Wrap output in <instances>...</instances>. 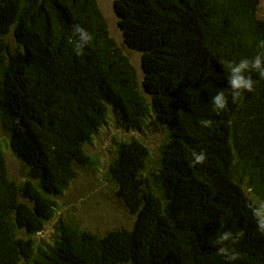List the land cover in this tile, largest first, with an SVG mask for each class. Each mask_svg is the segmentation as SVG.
<instances>
[{
  "label": "trees",
  "instance_id": "1",
  "mask_svg": "<svg viewBox=\"0 0 264 264\" xmlns=\"http://www.w3.org/2000/svg\"><path fill=\"white\" fill-rule=\"evenodd\" d=\"M258 4L114 0L121 47L97 0H0V264H225L215 236L241 228L236 264H264L247 207L264 199V79L252 73L254 91L225 110L211 104L230 91L228 63L261 51ZM73 24L93 37L80 56ZM110 118L168 129L156 154L138 137L116 144L107 175L131 227L98 234L60 218L40 239L76 168L94 164L86 144ZM2 142L20 163L18 181ZM194 150L206 152L203 164L191 165Z\"/></svg>",
  "mask_w": 264,
  "mask_h": 264
},
{
  "label": "rangeland",
  "instance_id": "2",
  "mask_svg": "<svg viewBox=\"0 0 264 264\" xmlns=\"http://www.w3.org/2000/svg\"><path fill=\"white\" fill-rule=\"evenodd\" d=\"M113 1L97 0V3L106 20L110 35L118 45L124 47ZM257 16L264 20V0H259ZM126 54L131 62L139 67L140 54L129 49H126ZM166 134L168 135V129L162 124H152L148 129L132 130L124 128L110 118L107 124L93 136L91 142L86 144L94 164L76 168V175L68 188L56 198L55 217L46 223L38 237L50 239L54 234L55 224L60 218H72L80 224L81 228L98 234L118 227L130 228L134 217L117 198L116 186L107 175L108 167L116 156V144L122 140L138 137L153 154H156L167 141ZM2 143L8 173L11 178L18 181L22 178L20 163L6 143Z\"/></svg>",
  "mask_w": 264,
  "mask_h": 264
},
{
  "label": "clouds",
  "instance_id": "3",
  "mask_svg": "<svg viewBox=\"0 0 264 264\" xmlns=\"http://www.w3.org/2000/svg\"><path fill=\"white\" fill-rule=\"evenodd\" d=\"M74 52L77 56L83 55L86 47L90 46L93 39L92 34L80 24H73L71 26ZM258 51L252 57H242L238 61L229 62L228 74L226 76L229 92L219 90L211 97V104L213 111L219 112L225 110L231 102L235 103L243 93H250L254 91V85L257 83L253 79L252 73H256L259 79H264V39H260L257 43ZM202 127H209L212 124L211 120L202 119L199 121ZM191 165L195 166L203 164L207 159V154L204 150L199 152L193 151L191 153ZM251 215L256 224V230L264 235V199L250 200L247 205ZM245 237L244 229L237 230H223L219 231L214 239L216 246V254L224 259L225 264H236L240 259V254L236 249Z\"/></svg>",
  "mask_w": 264,
  "mask_h": 264
}]
</instances>
